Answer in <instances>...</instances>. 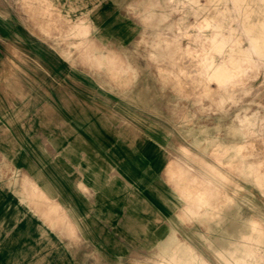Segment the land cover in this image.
<instances>
[{"label": "crops", "instance_id": "1", "mask_svg": "<svg viewBox=\"0 0 264 264\" xmlns=\"http://www.w3.org/2000/svg\"><path fill=\"white\" fill-rule=\"evenodd\" d=\"M136 1L49 0L48 4L60 7L61 21L55 10L49 13L51 19L48 13V19L29 17L31 27H27L22 23L24 15L10 12V3L0 0L1 264H133L137 259L145 261L149 255L143 247L150 245H156L159 260L186 261L187 256L166 252L172 242L191 244L198 258L209 264L230 260L222 252L230 246L229 221L215 225L207 220L204 224L210 232H206L196 213L207 216L219 211L211 206L191 208L182 204V199L178 204L176 180L166 179L171 156L192 170L180 146L187 147L195 159L198 148L196 143L183 142L182 129H174L160 115L168 111L173 97L150 92L151 86H165V79L145 57L150 49L140 38L150 35L138 28L142 14L136 8L119 12L141 3ZM73 6L81 7L71 15ZM40 18L46 23L76 20L87 25L88 21L89 34L76 30L79 37L70 42L67 32L62 31L61 40H55L61 30H55L54 24L45 25L46 30L34 29L32 22ZM79 41L83 45L86 41L84 48L76 45ZM105 48L121 58L110 61ZM127 76L132 78L126 80ZM154 122L162 126H151ZM205 159L213 163L207 155ZM194 175L179 181L204 177L213 183L212 174L195 170ZM32 186L39 189V193L31 191L33 198ZM43 197L59 203L67 222L75 225L74 231L66 222L57 226L45 218L38 206H43ZM35 198L39 199L36 204ZM237 225L238 229L246 227L245 222ZM236 257L246 260L245 255ZM260 257L257 260L264 264V254Z\"/></svg>", "mask_w": 264, "mask_h": 264}, {"label": "rangeland", "instance_id": "2", "mask_svg": "<svg viewBox=\"0 0 264 264\" xmlns=\"http://www.w3.org/2000/svg\"><path fill=\"white\" fill-rule=\"evenodd\" d=\"M169 1H170V3H169ZM185 1L187 2V4H186ZM188 1L187 0H168V1L167 0H141V3L140 4H138L136 6H133V7L132 6H128L126 8V10L123 9V10H121L119 12H122V13L123 12H128L129 9H133L135 7L136 10H137V12L138 11L141 12L140 14L144 15L145 18H146V20H147L146 21L145 18L142 16L143 18H142L141 23H139L140 26L138 28H142L143 30H146L147 31V34H149V35L152 34L151 32H154V30L156 31L157 29H160V31H161L160 32L161 37H163L165 39H168V40H170L172 38H177L181 42L180 43V46L181 47H175V48H171V49L167 50V51H170L171 52L170 54H172L173 57H174V63L173 64H170V69L171 70L174 69L173 68L174 67V64L177 65V66L183 64L182 66H185L186 68H188V71H190V72L188 74H186V75L180 76L178 79L170 78V74L169 73H166L167 74V77H164V79L167 78L166 80L167 81H171L172 84L171 85L160 86V88L162 89V92L164 90H166V92H167L166 95H168V96L171 95L174 100L176 99V97H178L177 95H179V97L183 101L184 104H183V106L181 105V108H178L179 109L178 111L181 112L184 109L181 113H182V116L183 115H185V116H183L182 118L180 116L179 118L176 119V122H181L182 123V126L183 127L185 126V128H186V129L185 128L182 129V139H183V142H189V143L193 142V144L195 145V143H196L195 146L198 147V151L197 152H198V155L199 156H198L197 159H195L193 156H189V153H190L189 151L186 152V151H183L182 150V152L185 153L184 155H186L187 158H189L188 163H190L189 165H191V167H192V170H191L190 167L188 166L190 171L187 170L189 172L186 171L184 173H186V175L188 173H190V176L194 175L195 170H197V171H199V172H201L203 174L209 173V171H207V170H209V165L206 167L207 168L206 169L204 167V164L201 163V160H200L202 158L204 160H206L205 159L206 158V155H207V157L209 159H212L213 160V164L215 165L214 168L216 170L218 168L220 170V172H222L221 174L218 173L219 175H217V176L212 175L213 176V183L212 184L214 185L213 187H211L212 186L211 183L210 182L207 183L205 181V179H198L197 181L193 179V181L191 180V181H188V182H184V181L177 180V178H179V179L182 178L183 179V177H180L179 176V177L174 178V180L176 179L175 182L177 184H175V182H174L173 185L178 190L177 193L180 196V198H179V196L177 198L178 199V204H180L182 202V200H183L182 203H184L185 205L186 204H188V205H196V203H197V205L195 207H200V204L202 202L201 207H207V206L213 207L214 211H219V213L216 212V213H214L215 215L214 214H209L210 216L209 215L206 216V214H199L198 213L197 217L198 216L201 217L199 219V221L200 220H203V221H200V223L202 225L205 222L207 223V220H208V222H211L212 221V223H214L215 225H219L222 222L225 223L228 220L229 223H230V229L228 230L229 237L231 238L230 239V245L233 244L232 246H234L235 248H237L239 250L240 249H244V247H245L244 244L245 243L250 244L249 246L255 245L253 247H256L257 246V247H263L264 248V239H263L264 238V234H263L264 229L262 230V228H264V224L262 226V223L263 222L261 223V220H260V218L261 219H264V162H263L264 161V58H263L264 55L258 53L259 54V57H261V56L262 57L259 58L260 59V62H258L254 68H251L248 71H245V73L242 70L241 72H243V73H239V74L235 75L233 78L231 77L230 80L228 78H225V76L218 79L215 76V74L213 73L214 72L213 66L215 65V63H218L219 60L221 61V57H223L224 60H226V58L229 59L230 55L233 54V53L235 54L237 51H238L236 53L237 55L238 54L240 55V54L244 53L245 47L248 45V42H249V40L246 39L247 37H245L248 34V30H246V29L249 26L252 25L251 27L253 29V31H252V37L250 39L253 40V38H254L253 36H256V35H260V37H261V35L264 36V28L261 30L260 26L258 25V24H260L259 22L255 21L254 23L253 22L250 23L249 21L246 20V18L247 17L249 18V16H251L252 19H255L257 17H261V16L263 17L264 16V15L260 14V10L261 11L264 10V1L263 0H256V1L255 0H237V1L236 0H233V2H234L233 3V2H231L232 0H212V1H210V0H200V2L202 4L200 2H196V0H190L189 1L190 3ZM197 1H199V0H197ZM203 1H205V2H203ZM235 1L238 3V5H237V3H235ZM5 3L7 5L10 3L11 6H7L8 9H10L9 10L10 12H14L15 11V12L22 13L24 15L25 22H22V23L25 24L27 27H28V25L29 26L31 25V23L28 21L29 20V17H31V16L32 17H35L36 15H39L40 16L42 14L43 8H44V14H45V15L44 14L41 15V17H43V18L46 17V15H47V13H49V11L52 12L53 9L58 10L57 12L60 15L62 13V11L60 10V7H55V6H52L51 4H47V0H42V1L41 0H38V1L37 0H22V1L21 0H5ZM157 3H159V4H157ZM254 3H256L257 5H255ZM144 5L147 8V10L144 7ZM201 5H202V8H201ZM215 5H218V8H221V10H222L221 13H218L219 11H221L220 9H219V11H218V8H216L217 10H215V8H214ZM195 6L197 7V10H196V7ZM212 6H213V8H212ZM30 7H31V9H30ZM78 7H81V6H73V7H70L71 9L69 8L70 9L69 11H70L71 15H72V12H75L74 10L76 8H78ZM209 7H210V10H209ZM225 7H227V8H225ZM235 7L236 8H239L238 10H240V11H238ZM142 8L145 9L146 11L143 10ZM173 8H174V10H173ZM228 8H230V9H228ZM234 8L237 10V13H239V14L236 13L237 16L234 13ZM249 8H253L255 10V12L254 13H252V12L251 13L245 12V11H250ZM29 9H30L31 13L33 12L32 15L29 14L30 13L29 12ZM190 9H192V10H190ZM39 10H41V11H39ZM55 10H53V11H55ZM76 10H78V9H76ZM45 11H47V12H45ZM78 12L79 11H77L76 14ZM197 12H199V13H197ZM182 13H184V14H182ZM222 13H223V15H222ZM213 14H215L214 15V18H216V19H218V18L221 19V17H222V19H221L222 22L218 19L217 20L218 23L216 21V23H217L216 26L221 25V26H231V27H234L233 29H231L232 31L231 30L229 31V33L233 34V36H231V37L224 36V38L222 37L220 39V41H222V43H223V47H221L220 50L217 49L219 51H215L216 49H215V47L213 46L212 43H209V45L206 43L207 45L205 44L203 47H201L203 49H201L199 45H200L201 39L204 38V36H205L203 34H205V31H207V33H209V31L208 30H201V32H200V30H196V28H194V27H197V26H198V28L204 27V24L205 23H204V20H203L202 17L206 18V20H207L206 21V24L207 25H213V22H214L213 21V17H212ZM209 15H211V16H209ZM226 15H228V16H226ZM229 15H231V16H229ZM234 16H236V17H234ZM230 17H232V18L234 17V18L233 19L231 18L232 19L231 20ZM235 18H237V19H235ZM158 19L161 20V22H160L161 24L159 23ZM191 19H192V21H191ZM188 22L189 23L190 22H194V23L193 24H189ZM224 22H225V24H223ZM238 22H240V23L238 24ZM54 23H56V24H54ZM54 23L53 22H48V23H46V22L43 23L42 22L40 24V22H32V25H34V29L35 28L36 29L38 28L39 30H41L42 27H43V30H44L45 29L44 27H46L45 24L46 25L47 24H49V25L54 24L55 30L56 29L57 30L58 29L61 30L60 32H58V34L60 33V35H58V37L57 36L54 37L55 40L57 38H59L61 40V38L59 36H61L62 31H66V28L68 30V27L71 26L69 28L70 30L67 31L68 35L71 34V35H69V40H73V39L77 38V36L74 37V35H78V32L76 33L75 31H73L75 28H77V26L73 27L72 25H70V24H73L74 25L75 24L74 21H70V22L67 21V22H65L66 24L70 23L69 26L66 25V24H64V23H62V22H54ZM61 23H62V25L64 24L66 26L65 29L63 28V30H62ZM179 23H180V25H179ZM195 23L197 24V26L195 25ZM174 24H177V27H174L173 26ZM186 24H189L191 26L185 28V30L182 31V27L185 26ZM77 25H79V23ZM87 25H86V27H85V24L82 25L83 27H85V31L84 32H81L82 35L83 34H89L88 33L89 31H88ZM56 26H58V28ZM241 27L245 28V30H243V28H241ZM212 29L213 28L210 29V33H211V30ZM215 30H217V29H215ZM212 31L214 32V29ZM244 31H245V33H244ZM246 31H247V34H246ZM225 32L228 33V30L225 31ZM225 32H224V34H225ZM240 33H244V34H242L243 36ZM195 37L198 38V39H196ZM209 37H212V36H209ZM235 37L238 38V39H235ZM148 38L146 36V39H148ZM146 39L145 38L144 39L143 38H140V41L142 40V42H143V40H146ZM199 39H200V41H199ZM197 40H198V42H197ZM253 41H256V40H253ZM225 42H226L227 45L225 44ZM139 44H141V43H139ZM142 44L145 45L144 42ZM189 44H191V45H189ZM197 44H198V47H197ZM230 44H232V45H230ZM135 45H136V43H135ZM210 45H211V47H210ZM188 46H189L190 49L188 48ZM183 47H184V49H183ZM193 47H195V49H193ZM239 47H241V48L239 49ZM185 48L186 49L188 48L189 51H188V49H187V51H185ZM191 48H192V50H191ZM212 48H214V49L212 50ZM227 48H228V50H227ZM235 48H237L238 50L235 49ZM150 49H152V48H150ZM200 50H201V52H200ZM163 51H166V50L164 49ZM192 52H193V54H192ZM218 52L219 53L221 52V53L219 54ZM163 53H165V52H163ZM226 53H227L228 57H227ZM196 54L199 55V57L196 56ZM200 55H202V57L204 59ZM233 56L234 55H231L232 58H233ZM191 58H194V59L191 60ZM199 58L201 59V61H198V60H200ZM205 58H207V59H205ZM118 59H120V57ZM178 60H180V61H182L184 63L180 64L178 62ZM187 61L188 62L191 61L192 64L189 62V66H188ZM210 61H211V63H210ZM198 62H200L199 64L202 63L201 66L198 64ZM186 63H187V65H184ZM194 63L196 65H194ZM229 63H231V62H229ZM229 63H227V60H226V64H229ZM205 64H206V66H205ZM207 65H209V66H207ZM158 66L160 68H163L166 65H165L164 62L159 61L158 62ZM202 66H204L206 68L200 69V67L202 68ZM198 67H199V69H198ZM211 68H212V70H211ZM236 72L237 71H235V73ZM183 76H185V77L183 78ZM212 76H214V77H212ZM209 77H211L212 80ZM226 77H228L227 74H226ZM189 79H191V80H189ZM182 80L184 82L181 84L180 81H182ZM224 85H225V91H227L226 90V86L228 85V87L231 88V89H229V91L230 90L231 91H235L236 95L239 97L238 104L234 105L232 107V109L229 110L228 114H231V115L238 114V112H242L243 109L248 110V111H251L252 109L253 110L256 109V110H254L251 113V115H252L251 118L252 119H257L256 120V124H255V129H253L254 130L253 133H251L248 136V140L246 142L247 143L246 147L243 150L241 148L242 153L245 152V156L241 153V151L239 149L238 152H237L238 153L237 156L239 155V153L241 155H243V156L239 155L238 158L235 157V155H236V151L235 150L236 149H231L232 151H230V149H226L227 147H223L222 146L223 147L222 148L221 146H214V145H212L213 144L212 141L207 142V141H205L204 137L198 138V136H197V134L203 135V133H205L204 131H199V133H198V129H196V126H199V124L205 125V120H208L209 119V114H210L209 111L210 110H208V109L205 110L207 112L206 113V115H207L206 117H205V115L202 116V117L201 116H197V113L196 112H198V111H197L196 105L205 104L206 103L205 98L207 100L208 99L212 100V97L210 98V96H209L210 93H213V94H221V93H223V94H225V91H223L224 89L223 90L222 89L219 90V88L223 87ZM166 86H167V89H166ZM233 87H234V89H233ZM170 88H172V89H170ZM174 89H176V90H174ZM243 89H244V91H243ZM183 90H184V92H183ZM217 90H219V91H217ZM251 90L252 91L255 90V91L251 92ZM196 100L197 101L200 100V101L197 102ZM198 114H199V112H198ZM257 116L259 118H257ZM260 118H263V120L260 119ZM188 122H189V124H188ZM169 125L173 126L172 124H169ZM190 133H191V135H190ZM194 133L196 135L195 137L192 136ZM202 143H204V144H202ZM212 146H214L216 149L215 148H212ZM254 146H256V147H254ZM206 147H208L210 149H208V148L205 149ZM215 150H216V152H215ZM220 150L224 154L219 153V152H221ZM201 151L202 152L204 151V152L202 153ZM204 153H207V154H204ZM214 153H215V155H213ZM230 153H231V157H229ZM220 154H221V156H220ZM222 155H223V157H222ZM259 156H261V157H259ZM243 157L245 159L248 158V161H254V160H261L262 161L261 164H259V171H257V174L256 173H253V172H250L249 170L246 171V168L243 169V167L241 166V160H242ZM236 158L238 159L240 166H239V164L237 162H235V161H237ZM195 160H197V162ZM225 161H230L229 165H227L228 163L226 164ZM233 162H234V164H233ZM237 164H238V166H237ZM236 166L237 167H240V168H237ZM204 169H205V171H204ZM238 170L240 172L243 170L244 173H243V171L241 173H239ZM210 173H212V172H210ZM237 174H239V175H237ZM253 174H255V175L253 176ZM198 175H201V174L198 173ZM208 176H209V174H208ZM212 176H210V177L212 178ZM208 181H209V179H208ZM194 182L195 183L197 182V183L195 184ZM178 183H179L180 186H177ZM193 183L196 186H197V184H200V185L198 187H195L193 185ZM208 184L211 185V186L209 185L211 187V189L208 186ZM234 184H235V186H234ZM221 186H223V187H221ZM201 187H203V188L201 189ZM195 188H199V189H195ZM205 188L206 189L209 188V189L206 190ZM200 190H201V192H200ZM209 190H210V194H207V193H209L208 192ZM235 191L237 193H239V194H236ZM194 193H195V195H194ZM212 193H214V194H212ZM203 195H205V196H203ZM207 196L208 197L212 196V197H210L211 199L209 200V198H207ZM223 196L226 197V200H225V198ZM201 197H203V198H201ZM195 199H196V202H194L195 204H193L192 202L195 201ZM204 199L205 200L208 199L209 204L206 203V201ZM184 200H186L187 203H185L186 201H184ZM220 200H221V202H219ZM222 200H224L226 203L224 201H222ZM229 200L231 201V204L228 203ZM204 201H205V204H203ZM216 203H217V205H216ZM232 203H233V205H232ZM206 204H207V206H206ZM214 205H216V208H215ZM221 212H223V213H221ZM212 216H214V217L212 218ZM252 216H253L254 219L256 218V220H258L256 222H258L260 225H257V223H253L254 226L252 227V224L250 222H248V219L250 217H252ZM206 217L207 218L209 217V219H207ZM238 222H245V224H246L245 229H241V228L238 229V225H237ZM258 226H260V227H258ZM254 227H255L256 230H254ZM258 228H259V230H261L262 233H258V232H260L258 230ZM254 231H256V232H254ZM206 232H210V230H207ZM251 232H254L255 234L258 233L261 236L262 235L263 236L262 237L260 236L261 239L259 238L260 240L257 239V240H255L257 242H255L254 239H250V237H249V239L246 238V234H249ZM241 236H243L242 237L243 240L241 239ZM244 238H245V240H244ZM238 240H240L239 241V243L241 242L240 244H238V242H237ZM251 241H253V242H251ZM225 248L226 249H224L222 252L224 254L229 255V258L231 256V258H230L229 261H225L227 263H225V262H219L218 264H233V263L234 264H241V263L242 264H247L248 262H250L248 264H253V263L254 264L255 263L256 264H261V262L259 260H257V259H261L260 254H264V252H261V251L260 252L258 251L256 254L255 253H251L249 251L250 255L243 254V256L244 255L246 256V260L243 262V260L236 259V254L231 255V251H230L231 246H229V248L228 247H225ZM143 250H144V252L147 255H149L147 257V259L149 257H150V259L152 258L151 261H150V259H148V260L145 259V261H142V262L141 261H136L133 264H153V263L154 264H175L176 263L173 260L168 259V258H166L165 261H162V260H164L163 258H161V260H159L158 259L159 255H158V252H157V247L155 245H150L148 247H143ZM153 250H154V252H153ZM214 251L216 252L215 247H214ZM154 253H156L157 255L154 254ZM217 253L219 254L221 252H217ZM237 254H241L242 255V253H239V252H237ZM251 254H253V255H251ZM155 255H156V257H155ZM233 258H235V259H233ZM152 260H154L156 263L154 261H152ZM232 260H234V261L232 262ZM254 260H255V262H254ZM158 261H160V262H158ZM137 262H139V263H137ZM183 262L185 263L186 261H182V264H184ZM190 262H193V261H190ZM7 263L8 264H14L13 262H7ZM7 263L6 262L5 263L3 262L2 264H7ZM195 263H196V261H194V264ZM74 264H78V263H74ZM116 264H132V263L126 262V261H119Z\"/></svg>", "mask_w": 264, "mask_h": 264}, {"label": "bare ground", "instance_id": "3", "mask_svg": "<svg viewBox=\"0 0 264 264\" xmlns=\"http://www.w3.org/2000/svg\"><path fill=\"white\" fill-rule=\"evenodd\" d=\"M22 1V0H21ZM38 1V0H37ZM42 1V0H41ZM47 1H49V0H47ZM136 1V0H135ZM168 1V0H167ZM188 1V0H187ZM190 1V0H189ZM188 1V2H189ZM210 1H212V0H210ZM237 1V0H236ZM235 1V3H237ZM256 1V0H255ZM264 1V0H263ZM136 2H138V1H136ZM186 2V1H185ZM184 2V3H185ZM192 2V1H191ZM196 2H200V0L199 1H197L196 0ZM203 2H205V1H203ZM209 2V1H208ZM225 2V1H224ZM227 2V1H226ZM229 2V1H228ZM231 2H233V0L231 1ZM243 2V1H242ZM49 3V2H48ZM47 3V4H48ZM135 3V2H134ZM146 3V2H145ZM169 3H170V1H169ZM190 3V2H189ZM201 3V2H200ZM207 3V2H206ZM234 3V2H233ZM31 4V3H30ZM51 4V3H50ZM147 4V3H146ZM186 4H187V2H186ZM192 4V3H191ZM190 4V5H191ZM198 4V3H197ZM202 4V3H201ZM204 4V3H203ZM212 4V3H211ZM216 4V3H215ZM255 5H257L256 3H254ZM52 5V4H51ZM165 5V4H164ZM163 5V6H164ZM177 5V4H176ZM189 5V4H188ZM225 5V4H224ZM237 5H238V3H237ZM136 6V5H135ZM148 6V5H147ZM180 6V5H179ZM183 6V5H182ZM211 6V5H210ZM234 6V5H233ZM259 6V5H258ZM257 6V7H258ZM56 7V6H55ZM144 7H145V5H144ZM149 7V6H148ZM151 7V6H150ZM172 7V6H171ZM192 7V6H191ZM196 7V6H195ZM204 7V6H203ZM206 7V6H205ZM237 7V6H236ZM235 7V8H236ZM239 7V6H238ZM261 7V6H260ZM42 8V7H41ZM40 8V9H41ZM135 8V7H134ZM146 8V7H145ZM183 8V7H182ZM181 8V9H182ZM201 8H202V5H201ZM200 8V9H201ZM212 8H213V6H212ZM214 8H215V10H217L216 8H218V5H215L214 6ZM223 8V7H222ZM225 8H227V7H225ZM234 8V13L236 14L237 13V10L239 9V8H236L235 9ZM30 9H31V7H30ZM30 9H29V14H31L32 15V13H31V11H30ZM57 9V8H56ZM143 9V8H142ZM168 9V8H167ZM170 9V8H169ZM180 9V10H181ZM205 9V8H204ZM219 9L221 10V8H218V11H219ZM228 9H230V8H228ZM259 9V8H258ZM53 10H55V9H53ZM53 10H52V12L51 11H49V13L51 12V13H53L54 14V12H53ZM143 10H145V9H143ZM146 10H147V8H146ZM145 10V11H146ZM173 10H174V8H173ZM189 10V9H188ZM190 10H192V9H190ZM195 10V9H194ZM196 10H197V7H196ZM209 10H210V7H209ZM226 10V9H225ZM224 10V11H225ZM249 10L250 11H245V12H248V13H254L255 12V10L253 9V8H249ZM252 10V11H251ZM39 11H41V10H39ZM58 11V10H57ZM57 11H55V13L57 12ZM178 11V10H177ZM213 11V10H212ZM238 11H240V10H238ZM45 12H47V11H45ZM137 12V11H136ZM176 12V11H175ZM222 12V10L221 11H219L218 13H221ZM228 12V11H227ZM41 13V12H40ZM49 13H48V15L47 16H49ZM138 13H141V12H138ZM137 13V14H138ZM197 13H199V12H197ZM202 13V12H201ZM217 13V14H218ZM233 13V12H232ZM231 13V14H232ZM243 13V12H242ZM44 14V8H43V11H42V14L41 15H43ZM127 14H129V13H127ZM175 14V13H174ZM182 14H184V13H182ZM194 14V13H193ZM216 14V13H215ZM215 14H213L212 15V17H213V25H207L206 24V18H204V17H202L203 18V20H204V27H202V28H198V26H197V24L195 23V25L197 26V27H194V28H196V30H200V32H201V30H208L209 31V33H207V31H205V34H203V35H205L204 36V38H202L201 39V42H200V48L201 47H203L206 43L209 45V43H212L213 44V46L215 47V51H219L220 50V48L221 47H223V43H222V41H220V39L223 37L224 38V36H229V37H231V36H233V34H231V33H229V31L231 30V29H233L234 27H231V26H221V25H218V26H216L217 25V23H218V19L221 21V19H222V17H221V19L220 18H218V19H216V18H214V15ZM228 14V13H227ZM237 14H239V13H237ZM237 14H236V16H237ZM260 14H262V15H264V10H260ZM41 15H40V17H41ZM45 15V14H44ZM58 14H56V16H57ZM205 15V14H204ZM219 15V14H218ZM217 15V16H218ZM222 15H223V13H222ZM241 15V14H240ZM51 16V15H50ZM49 16V18L51 19V17ZM53 16V15H52ZM81 16V15H80ZM132 16H133V14H132ZM140 16V15H139ZM144 17L145 18V16L144 15H141V17ZM178 16V15H177ZM180 16V15H179ZM209 16H211V15H209ZM226 16H228V15H226ZM229 16H231V15H229ZM236 16H234V17H236ZM248 16V15H247ZM82 17H83V15H82ZM87 17V16H86ZM130 17V16H129ZM138 16H136V18H137ZM142 17V18H143ZM233 17V18H234ZM38 18V17H37ZM45 18V17H44ZM47 18V17H46ZM53 18V17H52ZM57 18V17H56ZM55 18V19H56ZM60 21H61V15H60ZM58 18V19H59ZM148 18V17H147ZM179 18V17H178ZM208 18V17H207ZM232 17H230V19H231ZM232 18V19H233ZM43 20V18H40V20ZM48 19V18H47ZM46 19V20H47ZM57 19V20H58ZM89 19V18H88ZM161 19V18H160ZM160 19H158V21H159V23L161 22V20ZM166 19V18H165ZM229 19V18H228ZM231 19V20H232ZM235 19H237V18H235ZM39 20V21H40ZM69 20V19H68ZM145 20H146V18H145ZM183 20V19H182ZM186 20V19H185ZM194 20V19H193ZM210 20V19H209ZM246 20L247 21H249L250 23L251 22H255V21H257V22H259L260 24H258L259 26H260V28H261V30L264 28V16L262 17H257V18H255V19H252V17L251 16H249V18L247 17L246 18ZM38 21V20H37ZM38 21V22H39ZM45 20H43V23H45L44 22ZM48 21V20H47ZM51 21V20H50ZM140 21H142L141 19H140ZM147 21V20H146ZM189 21V20H188ZM191 21H192V19H191ZM199 21V20H198ZM216 21H217V23H216ZM49 22V21H48ZM54 22V21H53ZM63 22H64V18H63ZM65 22H67V21H65ZM70 22V21H69ZM75 22H77L76 20H75ZM164 22V21H163ZM222 22V21H221ZM228 22V21H227ZM242 22V21H241ZM42 22H40V24H41ZM72 23V22H71ZM80 23V22H79ZM89 22L87 21V24H88ZM178 23V22H177ZM184 23V22H183ZM186 23V22H185ZM189 23V22H188ZM194 22H190L189 24H193ZM210 23V22H209ZM240 22H238V24H239ZM246 23V22H245ZM54 24H56V23H54ZM58 24V23H57ZM64 24H66V23H64ZM70 24V23H69ZM76 25H77V23H75ZM83 24V23H82ZM161 24V23H160ZM189 24H186L185 26H181L182 27V31L183 30H185V28H187V27H189V26H191V25H189ZM211 24V23H210ZM220 24V23H219ZM223 24H225V22L223 23ZM247 24V23H246ZM46 25V24H45ZM61 25H62V23H61ZM67 25V24H66ZM70 25H72L73 26V24H70ZM84 25V24H83ZM92 25V24H91ZM179 25H180V23H179ZM184 25V24H183ZM241 25V24H240ZM44 26V25H43ZM47 26V25H46ZM59 26V25H58ZM69 26V25H68ZM85 26H86V24H85ZM89 25H87V27H88ZM174 27H177V24H174L173 25ZM203 26V25H202ZM242 26V25H241ZM252 26V25H251ZM251 26H249L246 30H248V34H247V31H246V36L245 37H247L246 39H248L249 40V42H248V45L245 47V50H244V53H242V54H231V55H234L233 56V58L231 57V55H230V57H229V59H227L226 57V60H227V63H229V62H231V63H229V64H226V60H224V58L223 57H221V61L219 60V62L221 63H215V65L213 66V69H214V74H215V76L219 79V78H221V77H224L225 76V78H228L229 80H230V78L232 77H234L235 75H237V74H239V73H243V72H241L242 70L244 71V73H245V71H248L249 69H251V68H254L255 66H256V64L258 63V62H260V59L259 58H261V57H259V54L258 53H260V54H262V55H264V36L263 35H261V37H260V35H256V36H253L254 38H253V40H256V41H253L252 39H250L251 37H252V31H253V29H252V27ZM254 26V25H253ZM57 27V26H56ZM65 25H64V29H65ZM71 27V26H70ZM70 27H68V30H70L69 28ZM193 27V26H192ZM201 27V26H200ZM44 28H46V27H44ZM211 28H213L214 29V32L211 30V33H210V29ZM238 28V27H237ZM241 28H243V27H241ZM42 29H43V27H42ZM41 29V30H42ZM46 29H48V27L46 28ZM46 29H44V30H46ZM62 29H63V27H62ZM90 29V28H89ZM180 29V28H179ZM215 29H217V30H215ZM58 30H60V29H58ZM67 30V28H66V31L65 32H67L68 31ZM76 30L79 32V31H84L85 30V28L84 27H82V25H79L78 26V28H75L73 31H75L76 32ZM228 30V33H226L225 31H227ZM239 30V29H238ZM243 30H245V28H243ZM47 31H49L50 32V30H47ZM232 31V30H231ZM240 31V30H239ZM242 31V30H241ZM44 32V31H43ZM160 29H157L156 31L154 30V32H151L152 34H150V36H149V38L148 39H146V37H145V39L146 40H143V42H144V44H145V46H148L149 47V49L150 48H152V49H150L149 50V53L148 54H146L145 55V57L147 58V60H148V62L149 63H155L156 64V66L158 67V76L159 77H167V74L166 73H169L170 74V78H175V79H178L180 76H182V75H186V74H188L190 71H188V68H186L185 66H182L183 64L182 63H184V62H182V61H180V60H178V62L180 63V64H182V65H175L174 64V69L173 70H171L170 69V64H173L174 63V57H173V55L172 54H170L171 52L170 51H167V50H169V49H171V48H175V47H181L180 46V41L177 39V38H172V39H170V40H168V39H165V38H163V37H161V35H160ZM213 32V33H212ZM224 32H225V34H224ZM261 32V31H260ZM259 32V33H260ZM77 33V32H76ZM198 33V32H197ZM244 33H245V31H244ZM244 33H240L241 35L242 34H244ZM68 34V33H67ZM75 34V33H74ZM73 34V35H74ZM82 34V33H81ZM50 35V34H49ZM69 35H71V34H69ZM72 35V36H73ZM79 35V34H78ZM78 35H74V37H79ZM87 35V34H86ZM198 35V34H197ZM200 35V34H199ZM141 36V35H140ZM196 36V35H195ZM209 36H212V37H209ZM235 36V35H234ZM239 36V35H238ZM243 36V35H242ZM65 37H68V35L67 36H65ZM80 37H81V35H80ZM143 38H144V36H142ZM198 37V36H197ZM228 37V38H229ZM241 37V36H240ZM263 37V38H262ZM40 38V37H39ZM52 38V37H51ZM89 38H91V37H89ZM193 38V37H192ZM196 38V37H195ZM199 38V37H198ZM198 38H196V39H198ZM201 38V37H200ZM47 39H49V38H47ZM54 39V38H53ZM72 39V38H71ZM76 39V38H75ZM84 38H82V41H84L83 40ZM95 39V38H94ZM94 39H92V40H94ZM195 39V40H196ZM234 39V38H233ZM235 39H238V38H236L235 37ZM234 39V40H235ZM51 40V39H50ZM74 40V39H73ZM79 40V39H78ZM77 40V41H78ZM87 40V39H86ZM96 40V39H95ZM223 40V39H222ZM72 40H70V42H71ZM89 41H91V40H89ZM137 41H138V39H137ZM142 41V40H141ZM190 41V40H189ZM194 41V40H193ZM199 41H200V39H199ZM224 41V40H223ZM240 41V40H239ZM74 42H75V40H74ZM197 42H198V40H197ZM242 42V41H241ZM83 43L84 42H78V43H76V45H80V48L81 47H83L85 44H86V41H85V44L83 45ZM89 43V42H88ZM95 43V42H94ZM93 43V44H94ZM230 43V42H229ZM74 44V43H73ZM72 44V45H73ZM96 44H98L99 45V43H96ZM112 44V43H111ZM199 44V43H198ZM198 44H197V47H198ZM206 44V45H207ZM225 44H226V42H225ZM234 44V43H233ZM240 44V43H239ZM238 44V45H239ZM71 45V44H70ZM70 45H68V46H70ZM95 45V44H94ZM136 45H137V43H136ZM189 45H191V44H189ZM227 45V44H226ZM230 45H232V44H230ZM87 46L91 49V46L92 45H90V44H87ZM187 46V45H186ZM196 46V45H195ZM71 47V46H70ZM75 48H76V46H74ZM86 47V46H85ZM93 47V46H92ZM94 47H96V46H94ZM101 47V46H100ZM110 47V46H109ZM196 47V48H197ZM210 47H211V45H210ZM225 47V46H224ZM242 47V46H241ZM241 47H239V49L241 48ZM61 48V47H60ZM84 48V47H83ZM87 48V47H86ZM85 48V49H86ZM88 48V49H89ZM99 48V47H98ZM188 48H189V46H188ZM187 48V49H188ZM232 48V47H231ZM230 48V49H231ZM234 48V47H233ZM238 48V47H237ZM237 48H235V49H237ZM64 49H66V48H64ZM84 49V50H85ZM88 49H86V50H88ZM93 49H95V48H93ZM92 49V50H93ZM106 49V48H105ZM104 49V50H105ZM166 50V51H163V50ZM183 49H184V47H183ZM187 49L185 48V51H187ZM190 49V48H189ZM189 49H188V51H189ZM193 49H195V47H193ZM201 49H203V48H201ZM214 48H212V50H213ZM217 49H219V50H217ZM72 50H73V48H72ZM75 50V49H74ZM83 50V49H82ZM85 50V51H86ZM98 50V49H97ZM107 50V49H106ZM173 50V49H172ZM181 50V49H180ZM191 50H192V48H191ZM227 50H228V48H227ZM232 50V49H231ZM234 50V49H233ZM238 50V49H237ZM76 51V50H75ZM78 51H79V49H78ZM81 51V50H80ZM79 51V52H80ZM120 51V50H119ZM153 51H156V52H159V53H154ZM203 51V50H202ZM214 51V52H215ZM222 51V50H221ZM63 53H64V51H62ZM65 52H66V50H65ZM70 52H71V50H70ZM78 52V53H79ZM107 52H108V50H107ZM163 52H165V53H163ZM194 52V51H193ZM193 52H192V54H193ZM200 52H201V50H200ZM213 52V53H214ZM241 52V51H240ZM239 52V53H240ZM77 53V52H76ZM82 52H80L79 54H81ZM87 53V52H86ZM89 53H90V50H89ZM89 53H87V54H89ZM121 53V52H120ZM185 53V52H184ZM216 53V52H215ZM219 53V52H218ZM221 53V52H220ZM219 53V54H220ZM70 54V53H69ZM74 54V53H73ZM72 54V55H73ZM97 54V53H96ZM96 54H94V55H96ZM106 54V53H105ZM186 54V53H185ZM103 55V54H102ZM101 55V56H102ZM195 55V54H194ZM223 55V54H222ZM221 55V56H222ZM226 55H227V53H226ZM69 56V55H68ZM85 56V55H84ZM89 56V55H88ZM91 56H92V54H91ZM97 56V55H96ZM101 56H100V60H101ZM105 56V55H104ZM103 56V57H104ZM106 56H107V58H109V60L110 59H118L119 57L121 58V56H120V54H116V53H114V52H108V54H106ZM123 56V55H122ZM129 56H131V57H134L135 55H129ZM196 56H198L199 57V55H197L196 54ZM201 57H202V55H200ZM90 57V56H89ZM89 57H87V59L89 58ZM94 57V56H93ZM124 57V56H123ZM227 57H228V55H227ZM64 58V57H63ZM91 58V57H90ZM106 58V59H107ZM185 58V57H184ZM203 58V57H202ZM264 58V57H263ZM72 59V58H71ZM93 59H96V58H93ZM98 59V58H97ZM103 59V58H102ZM106 59H105V61H101V62H103V64H104V62H107L106 61ZM126 59V58H125ZM194 58H191V60H193ZM200 59V58H199ZM204 59V58H203ZM205 59H207V58H205ZM211 59V58H210ZM92 60V59H91ZM108 60V59H107ZM132 60V59H131ZM212 60V59H211ZM96 61H98V60H96ZM110 61H112V60H110ZM159 61H162V62H164L165 63V67H163V68H160L159 66H158V62ZM198 61H201V59L200 60H198ZM229 61V62H228ZM262 61V60H261ZM93 62H94V60H93ZM101 62H99V64H101ZM136 62V60H134V63ZM177 62V63H178ZM190 63H191V61H189ZM189 62L187 61V63H188V66H189ZM193 62V61H192ZM214 62V61H213ZM69 63V62H68ZM115 63V62H114ZM127 63V62H126ZM187 63L186 64H184V65H187ZM197 63V62H196ZM200 62H198V64H199ZM205 63V62H204ZM207 63V62H206ZM210 63H211V61H210ZM71 64V63H70ZM93 64V63H92ZM128 64V63H127ZM192 64V63H191ZM197 64V65H198ZM202 64V63H201ZM201 64H199L200 66H201ZM94 65V64H93ZM105 65H109V64H105ZM194 65H196L195 63H194ZM104 66V65H103ZM115 65H113V67H114ZM191 66V65H190ZM205 66H206V64H205ZM207 66H209V65H207ZM127 68H128V66H126ZM169 67V68H168ZM212 67V66H211ZM99 68H100V66H99ZM125 68V67H124ZM126 68V69H127ZM203 68H206V67H204V66H202V68L200 67V69H203ZM104 69V68H103ZM126 69H124V70H126ZM191 69V68H190ZM198 69H199V67H198ZM82 70V69H81ZM124 70H122L123 72H124ZM193 70V69H192ZM191 70V71H192ZM211 70H212V68H211ZM210 70V71H211ZM224 70V71H223ZM84 71V70H83ZM110 71V70H109ZM195 71V70H194ZM235 71H237L236 73H235ZM102 73V72H101ZM108 73V72H107ZM106 73V74H107ZM115 73V72H114ZM114 73H112V74H114ZM156 73V72H155ZM192 73V72H191ZM224 73V74H223ZM100 74V73H99ZM105 73H103V75H106ZM210 74V73H209ZM212 74V73H211ZM226 74H227V76L228 77H226ZM102 75V74H101ZM121 75V74H120ZM129 75V74H128ZM131 75V74H130ZM111 76V75H110ZM123 76V75H122ZM122 76H121V78L120 77H118V78H120V79H122ZM169 76V75H168ZM211 76V75H210ZM101 77V76H100ZM125 77V76H124ZM131 77V76H130ZM129 77V78H130ZM185 76H183V78H184ZM197 77V76H196ZM212 77H214V76H212ZM128 78V76H127V78H126V80L127 79H129ZM132 78V77H131ZM169 78V77H168ZM209 78H211V77H209ZM216 78V79H217ZM109 79V78H108ZM117 79V78H116ZM167 79V78H166ZM165 79V85H171L172 84V82L171 81H167ZM223 79V78H222ZM124 80H125V78H124ZM189 80H191V79H189ZM211 80H212V78H211ZM227 80V79H226ZM117 81V80H116ZM116 81H114V82H116ZM121 81H123V79L121 80ZM129 81V80H128ZM132 81V80H131ZM178 81V80H177ZM176 81V82H177ZM224 81V80H223ZM108 82V81H107ZM126 82V81H125ZM175 82V81H174ZM181 82V84L184 82L183 80L182 81H180ZM226 82V81H225ZM229 82V81H228ZM109 83V82H108ZM123 83H124V81H123ZM130 83V82H129ZM132 83V82H131ZM116 84V83H115ZM120 84V83H119ZM127 84V83H126ZM185 85V84H184ZM115 86V85H114ZM200 86V85H199ZM120 87H121V85H120ZM174 87V86H173ZM176 87V86H175ZM232 87V86H231ZM243 87V86H242ZM122 88V87H121ZM125 88H126V86H125ZM124 88V89H125ZM128 88V87H127ZM158 88V89H157ZM154 87V86H151L149 89H150V92L152 93V92H155V93H157V92H160V93H165V94H167V92H166V90H164L163 92H162V89L160 88V87ZM187 88V87H186ZM195 88V87H194ZM199 88V87H198ZM197 88V89H198ZM120 89V88H119ZM166 89H167V86H166ZM170 89H172V88H170ZM223 90V91H225V85L223 86V87H221V88H219V90ZM229 89H231L230 87H228V85L226 86V90L227 91H225V94H223V93H221V94H213V93H210L209 94V96H210V98L212 97V100H210V99H206L205 98V100H206V103L205 104H199V105H196V108H197V111L199 112V114H198V112H196L197 113V116H204L205 115V117L207 116L206 115V109H208V110H210L209 111V119L208 120H205V125H203V124H199V126H196V129H198V133H199V131H204L205 133H203V135H199V134H197V136H198V138H202V137H204V139H205V141H207V142H210V141H212L213 142V144L212 145H214V146H223V147H227L226 149H230V151H232L231 149H236L235 151H236V155H235V157H239V155H241L240 153H239V155L237 156V152H238V150L240 149V151H241V153H242V150L246 147V145H247V140H248V136L251 134V133H253V129H255V124H256V120L257 119H252L251 118V113L254 111V110H256V109H252L251 111H248V110H245V109H243L242 110V112H238V114H233V115H231V114H228V112H229V110L230 109H232V107L234 106V105H236V104H238V101H239V97L236 95V93H235V91H229ZM233 89H234V87H233ZM232 89V90H233ZM174 90H176V89H174ZM213 90V89H212ZM219 90H217V91H219ZM168 91V90H167ZM205 91V90H204ZM215 91V90H214ZM243 91H244V89H243ZM242 91V92H243ZM253 91H255V90H253ZM252 90H251V92H253ZM173 92V91H172ZM183 92H184V90H183ZM216 92V91H215ZM240 92V91H239ZM238 92V93H239ZM250 92V93H251ZM177 93V92H176ZM186 93V92H185ZM207 93V92H206ZM171 94V93H170ZM187 94V93H186ZM176 95V94H175ZM181 95V94H180ZM167 97H168V95H166ZM178 97H176V99L174 100V102L173 103H170L169 105H168V111H166V112H164V113H160V115L162 116V119L163 120H166V122L168 123V124H172L173 125V127H174V129H183V128H185V126L183 127L182 126V123L181 122H176V119L177 118H179L180 116H181V118L183 117V116H185V115H183L182 116V111L184 110H182L181 112H179L178 110V108H181V105L183 106V101L181 100V98L179 97V95H177ZM208 96V97H209ZM201 99V98H200ZM167 100V99H166ZM168 101V100H167ZM197 101V100H196ZM200 100H198L197 102H199ZM240 103V102H239ZM190 109V108H189ZM193 110V109H192ZM259 114V113H258ZM260 115V114H259ZM257 118H259L258 116H257ZM186 119V118H185ZM201 119V118H200ZM260 119H262L263 120V118H260ZM202 120V119H201ZM259 120V119H258ZM261 123V122H260ZM157 124H159L160 126H162L161 125V122H154V123H151V126H153V125H157ZM188 124H189V122H188ZM11 126V125H10ZM195 128V127H194ZM159 129V128H158ZM186 129V128H185ZM40 136V135H39ZM193 137H195L196 135L195 134H193L192 135ZM187 138V137H186ZM42 139V138H41ZM189 139V138H188ZM258 141V140H257ZM215 142V143H214ZM176 144H178V143H176ZM202 144H204V143H202ZM179 145H180V143H179ZM48 146H50V145H48ZM187 146V145H186ZM194 146V145H193ZM211 146V145H210ZM214 146H212V148H215ZM179 147V146H178ZM180 147H182L181 148V151L183 150V151H189V150H187L186 148H185V146H180ZM222 147V148H223ZM254 147H256V146H254ZM198 148V147H197ZM211 148V149H212ZM241 148H242V150H241ZM48 149V148H47ZM49 149H50V147H49ZM208 149H210V148H208ZM216 149V148H215ZM220 149V148H219ZM52 151V150H51ZM54 151V150H53ZM212 151V150H211ZM219 151V150H218ZM221 151V150H220ZM229 151V150H228ZM227 151V152H228ZM234 151V152H235ZM202 152V151H201ZM204 152V151H203ZM202 152V153H203ZM214 152V151H213ZM215 152H216V150H215ZM233 152V153H234ZM82 153V152H81ZM189 153V152H188ZM209 153V152H208ZM219 153H221V154H224L222 151L221 152H219ZM51 154V153H50ZM55 154V153H54ZM183 154H185V153H183ZM204 154H207V153H204ZM221 154H220V156H221ZM227 154V153H226ZM244 156H245V152L244 153H242ZM213 155H215V153L213 154ZM217 155V154H216ZM219 155V154H218ZM243 155H241V156H243ZM183 156V155H182ZM189 156H192V154L191 153H189ZM0 157H1V154H0ZM185 157V156H184ZM194 157V156H193ZM222 157H223V155H222ZM229 157H231V153H230V155H229ZM259 157H261V156H259ZM228 158V157H227ZM226 158V159H227ZM236 158V160L237 161H235V162H237L238 164H239V161H238V159ZM240 159V158H239ZM254 159V158H253ZM5 160H6V158H5ZM201 160V163H203L204 164V167L206 168L208 165H209V170H207V171H209V175L210 174H212V175H215V176H217V175H219L218 173H222V172H220V170L217 168V170L214 168L215 167V165L212 163V164H210V162L208 161H206V160H204V159H200ZM6 162V161H5ZM9 162V161H8ZM167 162V161H166ZM217 162V161H216ZM226 162V164L227 165H229V163H230V161H225ZM224 162V163H225ZM261 160H254V161H248V158L247 159H245L244 157L242 158V160H241V166L243 167V169H245L246 168V171H250V172H253V173H256L257 174V171H259V164H261ZM264 162V161H263ZM4 163V162H3ZM10 163V162H9ZM232 164V163H231ZM233 164H234V162H233ZM232 164V165H233ZM238 164H237V166H238ZM12 165V164H11ZM231 165V166H232ZM236 165V164H235ZM201 166V165H200ZM236 166V167H237ZM239 166H240V164H239ZM229 167V166H228ZM234 167V166H233ZM235 167V168H236ZM13 168V167H12ZM15 168V167H14ZM163 168V167H162ZM165 168V167H164ZM237 168H240V167H237ZM207 169V168H206ZM217 171H215V170ZM231 169V168H230ZM187 170H189V167L188 166H185L184 165V163L182 162V161H180V160H178V159H176V158H172V156H171V159L169 158V162H168V164H166V171H165V175H166V179H168L167 181H169L170 180V178H176V177H185L186 176V173H184V172H186ZM202 170V169H201ZM16 171V170H15ZM190 171V170H189ZM189 171H187V172H189ZM204 171H205V169H204ZM239 171V170H238ZM243 171V170H242ZM241 171V172H242ZM17 172V171H16ZM21 172V171H20ZM25 172V171H24ZM162 172V171H161ZM210 172H212V173H210ZM240 171H239V173H241ZM238 173V172H237ZM243 173H244V171H243ZM189 174V175H188ZM187 175L188 176H190V173H188ZM12 175V174H11ZM18 175H19V173H18ZM192 175V174H191ZM237 175H239V174H237ZM252 175V174H251ZM255 174H253V176H254ZM21 176V175H20ZM164 176V175H163ZM188 176H186L187 178H188ZM195 176V175H194ZM225 176V175H224ZM250 176V175H249ZM260 176V175H259ZM15 177V176H14ZM191 177H193V176H191ZM191 177H189V178H191ZM256 177V176H255ZM2 178V177H1ZM4 178V177H3ZM12 178H13V176H12ZM31 178V177H30ZM186 178V179H187ZM10 179V178H9ZM164 179V178H163ZM198 179H200L199 177H198ZM203 179H205L204 177H203ZM254 179V178H253ZM257 179V178H256ZM16 180H17V178H16ZM176 180V179H175ZM177 180H179V178H177ZM189 180V179H188ZM194 180H196L197 181V179L195 178ZM206 180V179H205ZM6 181V180H5ZM13 181V180H12ZM27 181V180H26ZM164 181H166V180H164ZM189 181H191V180H189ZM192 181H193V179H192ZM16 182V181H15ZM173 182V181H172ZM172 182H171V184H172ZM7 183H8V181H7ZM10 183V182H9ZM14 183V182H13ZM28 183V182H27ZM167 183H170V182H167ZM190 183V182H189ZM195 183V182H194ZM193 183V185L195 186V187H198L200 184H197V186L195 185ZM200 183V182H199ZM202 183V182H201ZM36 184V183H35ZM171 184L169 185V186H171ZM175 184H177L176 182H175ZM183 184V183H182ZM237 184V183H236ZM8 185V184H7ZM19 185V184H18ZM191 185V184H190ZM210 184H208V186H209ZM212 185V186H211ZM210 186L211 187H213L214 185L213 184H211ZM20 186V185H19ZM85 186V185H84ZM177 186H180L179 185V183H178V185ZM209 186V187H210ZM233 186V185H232ZM234 186H235V184H234ZM233 186V187H234ZM238 186V185H237ZM24 187V186H23ZM35 187V188H34ZM32 186L31 188V190H30V197H31V195H32V193H34V192H36V193H39L38 191H39V189L36 187V186ZM39 187V186H38ZM186 187V186H185ZM211 187H210V189H211ZM179 188V187H178ZM194 188V187H193ZM200 188V187H199ZM199 188H195V189H199ZM203 187H201V189H202ZM240 188V187H239ZM84 189V188H83ZM86 189H88V188H86ZM206 189V188H205ZM209 189V188H208ZM208 189H206V190H208ZM36 190V191H35ZM82 190V189H81ZM177 190V189H176ZM182 190V189H181ZM18 191V190H17ZM27 191H28V189H27ZM31 191H34V192H31ZM196 191V190H195ZM240 191V190H239ZM82 192V191H81ZM93 192V191H92ZM200 192H201V190H200ZM207 192V191H206ZM209 193H207V194H210V190L208 191ZM213 192V191H212ZM236 192V191H235ZM17 194V193H16ZM35 194V193H34ZM193 194V193H192ZM212 194H214V193H212ZM220 194V193H219ZM224 194V193H223ZM222 194V195H223ZM236 194H239V193H237L236 192ZM44 196H46V194H43ZM92 195V194H91ZM90 195V196H91ZM191 195V194H190ZM194 195H195V193H194ZM200 195V194H199ZM221 195V194H220ZM29 196V195H28ZM178 196H179V194H178ZM192 196V195H191ZM203 196H205V195H203ZM210 197H212V196H210ZM210 197H208L207 196V198H209V200L211 199ZM224 197V196H223ZM229 197V196H228ZM31 198H33V197H31ZM31 198H30V201H32L31 200ZM38 198V197H37ZM190 198V197H189ZM195 198V197H194ZM201 198H203V197H201ZM225 198V200H226V197H224ZM22 199V198H21ZM53 199V198H52ZM51 198L50 199H48V198H46V197H43L42 198V200L40 201V203H43V206L41 207L40 205H38L41 209H43V213H44V215L46 216H44L46 219L47 218H50L49 220H53L52 221V223H54V225L56 224L57 226H59L62 222H66L67 223V227H68V229L69 230H71V231H74L73 229L75 228V225L72 223H70L71 221L69 220L68 222H67V220H66V213L63 211V209H61V207L58 205L59 203H57L55 200H52ZM89 199V198H88ZM184 199V198H183ZM198 199V198H197ZM19 200V199H18ZM34 200V199H33ZM35 200H36V202H35V204L36 203H38L39 202V199H36L35 198ZM188 200V199H187ZM193 200V199H192ZM205 200V199H204ZM228 200V199H227ZM233 200V199H232ZM184 201H186V200H184ZM206 201V203H208L209 204V202H208V199L207 200H205ZM205 201L203 202V204H205ZM222 201H224V200H222ZM33 202V201H32ZM191 202V201H190ZM194 202H196V199H195V201H193L192 203L193 204H195ZM199 202V201H198ZM219 202H221V200L219 201ZM218 202V203H219ZM225 202V201H224ZM185 203H187V201L185 202ZM191 203V204H192ZM226 203V202H225ZM229 204H231V201L229 200V202H228ZM183 204V203H182ZM190 204V203H189ZM200 204V203H199ZM201 204H202V202H201ZM201 204H200V207H201ZM188 204H186V206H187ZM196 205H197V203H196ZM196 205H188L189 207L191 206V208H192V206H196ZM216 205H217V203H216ZM216 205H214L215 206V208H216ZM219 205V204H218ZM232 205H233V203H232ZM199 206V205H198ZM206 206H207V204H206ZM220 207V206H219ZM188 208V207H187ZM198 208V207H197ZM196 208V209H197ZM212 209H213V207H211ZM39 209V208H38ZM196 209H195V211L194 212H196ZM201 209V208H200ZM212 209H211V211L210 212H212ZM218 209V208H217ZM177 210V209H176ZM188 210H190V209H188ZM214 210V209H213ZM221 210V209H220ZM32 211H33V209H32ZM191 211H193V209L191 210ZM193 212V213H194ZM209 212V211H208ZM207 212V213H208ZM199 213V212H198ZM187 214V213H186ZM212 214H214V213H212ZM194 215V214H193ZM196 215H198L197 213H196ZM209 215V214H208ZM215 215V214H214ZM252 215V214H251ZM68 216V215H67ZM185 216H187V215H185ZM190 216H192V214L190 215ZM189 216V217H190ZM210 216V215H209ZM199 217V219H200V216H198ZM214 216H212V218H213ZM259 218V217H258ZM40 219V218H39ZM185 219H187V221H188V217L187 218H185ZM193 219V218H192ZM191 219V220H192ZM260 220H261V223L262 222H264V219H261L260 218ZM196 221H198V220H196ZM200 221H203V220H200ZM205 221V220H204ZM256 221H258V220H256V218L254 219L253 218V216L252 217H250L249 219H248V222H250L251 224H252V227L254 226L253 225V223H257V225H260L258 222H256ZM189 223H190V221H188ZM167 223V222H166ZM63 224V223H62ZM62 224H61V226H62ZM201 224V223H200ZM205 224H206V222H205ZM205 224H203L204 225V229H206L205 227ZM51 225V224H50ZM256 225V224H255ZM57 226H56V228H57ZM262 226H263V223H262ZM258 227H260V226H258ZM55 228V229H56ZM58 229V228H57ZM251 229V228H250ZM261 229V228H260ZM264 228H262V230H263ZM51 230V229H50ZM59 230V229H58ZM254 230H256L255 229V227H254ZM258 230H259V228H258ZM61 231V230H60ZM204 231V230H203ZM207 231V230H206ZM260 232H258V233H262L261 232V230H259ZM254 232H256V231H254ZM254 232H251V233H249V234H246V238H248L249 239V237H250V239H254V241L255 240H260L261 238H260V234H258V233H254ZM61 233V232H60ZM64 233H62L61 235H63ZM175 234V233H174ZM177 234V233H176ZM180 234V233H179ZM263 234H264V231H263ZM59 235V234H58ZM60 235V236H61ZM80 235V234H79ZM73 236V235H72ZM263 236V235H262ZM261 236V237H262ZM243 236H241V239L243 240V238H242ZM177 238V237H176ZM180 238V237H179ZM205 238H207V237H205ZM260 238V239H259ZM81 239V238H80ZM178 239V238H177ZM181 239V238H180ZM240 239V238H239ZM247 239V240H248ZM264 239V238H263ZM68 240H69V238H68ZM181 240H183V239H181ZM237 240V239H236ZM244 240H245V238H244ZM70 241H71V239H70ZM239 241L240 240H238L237 242H238V244H240L239 243ZM185 242V241H184ZM210 242V241H209ZM236 242V243H237ZM247 242V241H246ZM249 242V241H248ZM251 242H253V241H251ZM250 242V243H251ZM255 242H257V241H255ZM254 242V243H255ZM259 242V241H258ZM75 243H77V242H75ZM75 243H73V244H75ZM190 243V242H189ZM243 244V243H242ZM191 245V244H190ZM190 245H188L187 243H183V242H172L170 245H168L167 247H166V252L167 253H170V254H173V255H182V256H187V260H186V262L184 263V264H194V261H196V263L195 264H209V263H207V262H205L202 258H198V254H197V252L195 251V249H194V247H192V246H190ZM233 245V244H232ZM232 245H230L231 246V248H230V251H231V255H233V254H237V252H239V253H242V255L243 254H245V255H250V253H249V251L251 252V253H257L258 251L260 252H264V248L263 247H253V246H255V245H251V246H249L250 244H247V243H245L244 245H245V247H244V249H237V248H235L234 246H232ZM156 246V245H155ZM155 248V247H154ZM218 249V248H217ZM155 250V249H154ZM154 250H153V252H154ZM199 250V249H198ZM229 251V250H228ZM227 251V252H228ZM142 252V251H141ZM157 252H158V250H157ZM199 252V251H198ZM212 252V251H211ZM144 253V252H143ZM143 253H141V254H143ZM213 253V252H212ZM215 253H217V251L215 252ZM154 254H156V253H154ZM201 254H203L202 252H201ZM218 254V253H217ZM224 254V253H223ZM254 254V255H255ZM144 255V254H143ZM157 255V254H156ZM156 255H155V257H156ZM215 255V254H214ZM219 256H220V254H218ZM226 255V254H225ZM251 255H253V254H251ZM132 256H133V254H132ZM137 256V255H136ZM119 257V256H118ZM137 257H140V256H137ZM152 257V256H151ZM158 257V256H157ZM170 257H172V256H170ZM203 257H204V255H203ZM235 257V256H234ZM261 257H262V255H261ZM143 258V257H142ZM154 258V257H153ZM159 258V257H158ZM221 258V257H220ZM230 258H231V256H230ZM240 258V257H239ZM147 259V258H146ZM149 259H150V257H149ZM152 259V258H151ZM151 259H150V261H151ZM205 259V258H204ZM226 258H224V260H225ZM233 259H235V258H233ZM236 259H237V257H236ZM86 260V259H85ZM138 260V259H137ZM136 260V261H137ZM145 260V259H144ZM240 260V259H239ZM132 261H134V260H132ZM136 261H134V262H136ZM152 261H154V260H152ZM163 261V260H162ZM190 261H193V262H190ZM222 261H223V258H222ZM234 260H232V262H233ZM85 262V261H84ZM133 262V263H134ZM155 262V261H154ZM158 262H160V261H158ZM167 262V261H166ZM225 262V261H224ZM239 262V261H238ZM244 262V261H243ZM254 262H255V260H254ZM259 262V261H258ZM137 263H139V262H137ZM148 263V262H147ZM151 263V262H150ZM153 263V262H152ZM156 263V262H155ZM225 263H227V262H225ZM229 263V262H228ZM231 263V262H230ZM248 263H250V262H248ZM247 263V264H248ZM33 264H36V263H33ZM154 264V263H153ZM175 264H182V262H176ZM234 264V263H233ZM242 264V263H241ZM254 264V263H253ZM256 264V263H255ZM262 264V263H261Z\"/></svg>", "mask_w": 264, "mask_h": 264}]
</instances>
